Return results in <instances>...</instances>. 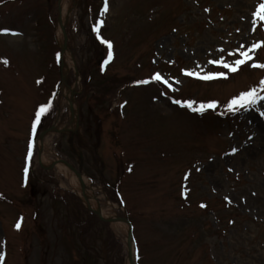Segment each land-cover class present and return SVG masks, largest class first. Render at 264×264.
<instances>
[{
  "label": "rangeland",
  "instance_id": "374dc122",
  "mask_svg": "<svg viewBox=\"0 0 264 264\" xmlns=\"http://www.w3.org/2000/svg\"><path fill=\"white\" fill-rule=\"evenodd\" d=\"M63 1L0 0V264H264V99L228 108L264 87V0H66L71 59Z\"/></svg>",
  "mask_w": 264,
  "mask_h": 264
},
{
  "label": "snow or ice",
  "instance_id": "6c2138e0",
  "mask_svg": "<svg viewBox=\"0 0 264 264\" xmlns=\"http://www.w3.org/2000/svg\"><path fill=\"white\" fill-rule=\"evenodd\" d=\"M261 10H264V4L260 5ZM105 11H107V0H105ZM254 15H256L260 20H264V14H262V12H257L254 13ZM105 43H108L109 48H111V44L107 41H105ZM259 47H264V45H255V48H259ZM240 55L243 57V59H237L235 61L234 65H228L227 63H224L223 61H220L219 63L225 67V68H230L231 71L236 72L240 70L241 65H244L246 63H248L249 60H253L254 57H252L251 55H249L248 52H241ZM5 64L8 63L7 60L3 61ZM215 63V61H214ZM253 67H257V68H264V64H253ZM187 75H192L193 73L191 72H186ZM221 76L223 75V73L220 74ZM157 80L160 79L159 74H157V76L155 77ZM201 79L204 80H212V79H216L217 76L209 74L206 76H202L200 77ZM148 81H143V83H147ZM262 85H264V82H261ZM259 92H264V87H261ZM259 92L257 91L256 88H253L251 91H246L243 94H241L238 98L233 99L231 101V103L228 105L229 110H235L236 106H240V107H247V106H253L256 105L260 99H264V97H261L259 95ZM176 103H181L180 101H176ZM195 102H189L186 106L187 107H193V104ZM215 107V104H207V105H201L200 106V111H204L206 109L209 108H213ZM195 110V109H194ZM45 111L44 108L40 109V112L43 113ZM39 115L37 116V123L39 122ZM235 151V149L233 150ZM202 207H206L205 205H202ZM19 227V225H18Z\"/></svg>",
  "mask_w": 264,
  "mask_h": 264
},
{
  "label": "bare ground",
  "instance_id": "6f19581e",
  "mask_svg": "<svg viewBox=\"0 0 264 264\" xmlns=\"http://www.w3.org/2000/svg\"><path fill=\"white\" fill-rule=\"evenodd\" d=\"M61 7H62V11H61V21H62L61 27L63 29V27L66 25V22H67V19H68L67 18L68 5H67V1L66 0H64L62 2V6ZM66 54H67L68 59H71L72 58L69 51H67ZM66 71H67V69H66ZM71 98H72V96L70 97V100H71ZM43 159H45V158L43 157ZM60 163H62V162H60ZM64 164L65 163L60 164V165H58V167H60L61 170H63L64 172L67 173V175L70 176L71 183L73 184V186L75 188H81L84 185V187H85L84 195H85L86 199L89 201L88 203H90L91 206L94 207L95 209H97L99 212L101 211L102 214H104L105 216H108L107 213L104 210H101V207L96 203L97 201H96L95 193L92 190V188H90L89 184L87 183V179H85V178L84 179L78 178L74 173H71L67 169V167L65 166L66 164L65 165ZM116 222L119 223L120 226H122V225L125 226L126 225L125 222L124 221H121V220H116ZM134 258H135V256H134ZM130 262H133V256L131 257ZM130 262H129V264H132Z\"/></svg>",
  "mask_w": 264,
  "mask_h": 264
},
{
  "label": "water",
  "instance_id": "95a60500",
  "mask_svg": "<svg viewBox=\"0 0 264 264\" xmlns=\"http://www.w3.org/2000/svg\"><path fill=\"white\" fill-rule=\"evenodd\" d=\"M67 49V43H65V45H64V49H63V51L65 52V50ZM65 76H64V81H65ZM70 108H71V112H72V115H73V117H75L76 116V110H75V92H72V98H71V100H70ZM59 130V132L61 131V132H63V131H65L66 129H58ZM48 133V131H46L44 134H43V136L44 135H46ZM78 173V172H77ZM78 175H80L79 173H78ZM81 176V175H80ZM97 213H98V215L103 219V220H112V219H107L106 217H104L103 215H102V213L101 212H99V211H97ZM117 219H119V220H125V221H128L127 219H122V218H117ZM131 236H132V231H130L129 232V240L131 239Z\"/></svg>",
  "mask_w": 264,
  "mask_h": 264
},
{
  "label": "trees",
  "instance_id": "16d2710c",
  "mask_svg": "<svg viewBox=\"0 0 264 264\" xmlns=\"http://www.w3.org/2000/svg\"><path fill=\"white\" fill-rule=\"evenodd\" d=\"M82 73H83V75L85 74V72H84L83 70H82ZM83 136H84V137L82 138L83 140H85V139L88 140V138H87V136H86L85 134H84Z\"/></svg>",
  "mask_w": 264,
  "mask_h": 264
}]
</instances>
